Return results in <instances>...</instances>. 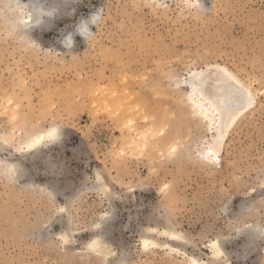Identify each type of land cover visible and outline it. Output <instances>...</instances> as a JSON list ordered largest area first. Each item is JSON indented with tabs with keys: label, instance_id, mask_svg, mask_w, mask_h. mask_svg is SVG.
<instances>
[{
	"label": "rangeland",
	"instance_id": "1",
	"mask_svg": "<svg viewBox=\"0 0 264 264\" xmlns=\"http://www.w3.org/2000/svg\"><path fill=\"white\" fill-rule=\"evenodd\" d=\"M39 1L52 17L20 28L37 45L0 35V264H264V0ZM211 65L257 101L212 163L186 85Z\"/></svg>",
	"mask_w": 264,
	"mask_h": 264
},
{
	"label": "bare ground",
	"instance_id": "2",
	"mask_svg": "<svg viewBox=\"0 0 264 264\" xmlns=\"http://www.w3.org/2000/svg\"><path fill=\"white\" fill-rule=\"evenodd\" d=\"M195 1L199 2V0ZM12 3L14 7H19V12L22 14L21 17L18 16L19 23L25 30H31L35 26L42 25L47 19L51 18L53 14L52 8L45 7L39 0H29L28 2L12 0ZM24 9L27 11L25 12ZM87 30V24L81 25L79 33L86 36ZM67 41H72V37H69ZM66 44L69 45L68 42H66ZM229 77H234V80L229 79ZM186 85L191 89L190 100L193 105L192 107L197 110V113H199L204 120L209 122L210 126L217 133L214 145L207 148L204 154L207 161L211 163L216 162L220 160V153L223 150L225 142L240 118L254 109L257 103L255 94L252 89L246 86L232 71L221 65H211L206 70H195L191 72L189 78L186 80ZM238 85H243V88L251 93V103H248V98ZM197 116L199 115L197 114ZM61 135L60 128H51L25 143L24 152H32L44 144L57 143ZM8 170L14 175H17L18 178H21L24 174L19 171V168L15 164H8ZM99 229H101V227ZM259 231L257 226L252 228V234L255 236L259 234ZM163 232V235L166 234V236H169L171 239L176 240L180 238L179 234L172 230L165 229ZM62 237L65 241H69V236L64 234V232ZM143 244L145 246L150 244L157 245V242L149 236H145L143 237ZM107 245L108 244L103 241L102 237L97 235L89 242V248L87 249L100 253L99 255L108 256L110 255V251ZM210 246L214 251V256L220 257L224 254L220 241H213ZM193 262H196V260L193 259Z\"/></svg>",
	"mask_w": 264,
	"mask_h": 264
},
{
	"label": "clouds",
	"instance_id": "3",
	"mask_svg": "<svg viewBox=\"0 0 264 264\" xmlns=\"http://www.w3.org/2000/svg\"><path fill=\"white\" fill-rule=\"evenodd\" d=\"M182 6L185 7L193 15L197 14L200 11H205L201 6L200 0L198 4H193V0H182ZM18 11L19 7L17 6L10 12H0V29H3V32H0V35L18 36L22 39V42H24L26 46L28 44L37 45L35 42L20 34L21 25L19 23V18L17 15ZM98 15L101 19L103 18L102 14Z\"/></svg>",
	"mask_w": 264,
	"mask_h": 264
},
{
	"label": "snow or ice",
	"instance_id": "4",
	"mask_svg": "<svg viewBox=\"0 0 264 264\" xmlns=\"http://www.w3.org/2000/svg\"><path fill=\"white\" fill-rule=\"evenodd\" d=\"M229 79H232L234 80V77H229ZM238 87L241 89V91L244 92V95L248 98V103H251V93L248 92L247 90H245L243 88V85H238ZM173 151H175V149H173ZM252 210V207H249L246 209V211H251ZM61 212H63L64 210L63 209H60ZM65 243H67V241H65Z\"/></svg>",
	"mask_w": 264,
	"mask_h": 264
}]
</instances>
